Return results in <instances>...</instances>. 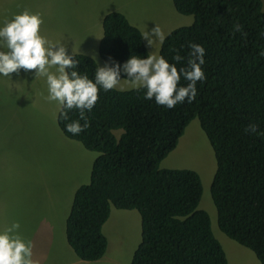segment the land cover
Wrapping results in <instances>:
<instances>
[{
	"label": "trees",
	"instance_id": "16d2710c",
	"mask_svg": "<svg viewBox=\"0 0 264 264\" xmlns=\"http://www.w3.org/2000/svg\"><path fill=\"white\" fill-rule=\"evenodd\" d=\"M172 3L192 22L170 32L159 54L174 62L179 52L185 57L179 67L187 59L188 43L202 44L206 79L197 81L191 103L172 109L144 99L143 89L100 90L87 113L89 127L78 135L65 131L66 123L78 119L75 110L68 120L57 116L65 138L97 155L89 183L77 186L73 194L67 243L78 260H101L108 246L102 227L113 206L135 209L141 217V240L131 264H228L208 214L198 208L202 185L196 172L178 170L169 190L160 174L144 178L140 188L122 179L137 175L156 146L172 151L197 119L216 162L210 194L218 229L264 264V56L259 55L264 48V0ZM235 23L241 31H234ZM97 52L102 62L108 55L122 62L129 55L148 54L140 31L115 11L102 20ZM73 56L80 61L78 70L91 76L95 65L90 56ZM249 123L257 124L260 134L245 131Z\"/></svg>",
	"mask_w": 264,
	"mask_h": 264
},
{
	"label": "rangeland",
	"instance_id": "374dc122",
	"mask_svg": "<svg viewBox=\"0 0 264 264\" xmlns=\"http://www.w3.org/2000/svg\"><path fill=\"white\" fill-rule=\"evenodd\" d=\"M25 9L42 13L41 34L65 41L73 55L90 57L97 52L102 20L109 12L124 15L140 33L145 25L151 28L155 23L165 37L192 22L191 16L175 11L172 0H0V20ZM144 44L148 51L158 52L161 45L157 41L151 49ZM32 72L21 70L19 77L13 74L15 84L0 77V226L18 220L22 234L32 240V258L42 264H130L141 240L136 210L110 207L102 227L108 246L101 260H78L68 245L65 225L72 197L77 186L89 183L97 155L84 152L79 143L62 135L55 103L42 98V92L46 95L44 80ZM116 89L130 87L121 80ZM162 166L199 175L202 195L198 208L208 214L228 264H260L248 248L218 229L210 194L216 162L197 119L188 124Z\"/></svg>",
	"mask_w": 264,
	"mask_h": 264
},
{
	"label": "clouds",
	"instance_id": "9594fccd",
	"mask_svg": "<svg viewBox=\"0 0 264 264\" xmlns=\"http://www.w3.org/2000/svg\"><path fill=\"white\" fill-rule=\"evenodd\" d=\"M43 22L42 13L27 9L13 12L0 20V77L15 84L13 74L19 77L21 70L25 73L34 70L30 74L42 77L46 86V95L42 92V98L55 103L58 117L68 120L69 112H77L78 119L65 124V131L73 135H78L89 127L87 113L95 106L98 92L116 89L122 79L130 87L129 90L143 89L144 99L154 100L157 105L168 109L177 104L191 103L197 94V81L206 79L202 67L205 64V48L195 42L188 43L187 59L179 67L177 63L185 60L179 52L172 57L174 62H170L158 51H148L146 48L148 54L143 56L129 55L126 60L120 62L108 55L103 63H100L98 53L94 51L90 58L95 66L90 76L88 72L78 70L80 61L74 58L65 41L48 39L41 34ZM233 29L241 31L242 26L235 23ZM260 35L264 36V29ZM141 39L152 49L155 42L163 43L165 34L160 26L154 23L151 28L145 25ZM259 55L264 56V48L260 50ZM181 79L187 83L181 84ZM245 131L260 134L257 133L255 123H249ZM177 145L178 143L175 148ZM166 149L162 144L156 146L137 175L122 179L140 188L144 178L160 174L164 176L167 189H172L177 179V171L189 169L163 167L162 164L174 150L167 153ZM20 229L21 224L15 219L0 226V264H39L32 258V240L24 236ZM132 260L133 257L130 264Z\"/></svg>",
	"mask_w": 264,
	"mask_h": 264
}]
</instances>
